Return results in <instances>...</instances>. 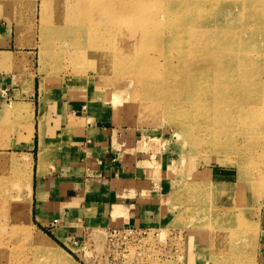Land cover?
<instances>
[{
	"label": "rangeland",
	"instance_id": "rangeland-1",
	"mask_svg": "<svg viewBox=\"0 0 264 264\" xmlns=\"http://www.w3.org/2000/svg\"><path fill=\"white\" fill-rule=\"evenodd\" d=\"M82 2L0 0V264H58L49 258L51 247L45 250L47 257L40 260L32 253L35 243L27 244L28 249H24L26 243L21 245L22 240L29 241L37 233L70 255L73 264H264V195L252 188L246 172L241 173L235 165V158L247 153L241 141L234 139L229 146L222 136L220 143L228 146L224 148L226 155L216 154L209 142L214 139L210 131L193 128L187 135L174 122L182 115L181 110L171 107L155 113L146 109L170 99V92L162 91V96L148 93L152 90L146 88L156 82L128 85L130 79L124 78H131L132 72L110 71L107 64L99 71V60L91 58L87 64V59H75L72 55L76 46L71 37L46 48L41 13L54 4L62 15L69 16L83 8ZM77 54L87 55L83 49ZM158 67L162 77L172 73ZM184 70L179 65L172 71L181 75ZM5 83L12 85L10 91ZM65 91L85 94L90 106L106 111L102 114L108 116L106 124L125 130L139 143L140 150L152 153L148 163L155 158L159 162L147 165L148 178L152 166L157 167L159 175L155 171L157 182L150 178L151 184L144 189L153 196L156 208L147 227H137L125 239L109 240L107 233L95 229L80 238L58 240L52 233L53 226L41 227L34 220L32 190L27 185L30 182L32 187L37 151H29L34 127L38 122L42 128L53 98L59 99ZM30 92L33 103L39 97L38 116L26 101ZM195 132H200L201 150L191 145ZM222 215L233 221L223 220ZM11 241L21 244L16 246Z\"/></svg>",
	"mask_w": 264,
	"mask_h": 264
},
{
	"label": "bare ground",
	"instance_id": "bare-ground-1",
	"mask_svg": "<svg viewBox=\"0 0 264 264\" xmlns=\"http://www.w3.org/2000/svg\"><path fill=\"white\" fill-rule=\"evenodd\" d=\"M83 1V8L69 16L54 4L41 13L46 48L71 37L75 59H87L90 64L95 58L102 63L99 71L107 66L110 71L132 72L131 78H124L130 79L128 85L156 82L146 88L152 90L148 93L170 92V99L145 108L155 113L171 107L181 110L174 122L187 135L193 128L210 131L214 139L209 142L216 154L226 155L228 146L220 143L222 136L229 146L234 139L241 141L247 153L235 158V165L246 172L252 188L264 195V0ZM110 2L116 5L111 7ZM79 49L86 52L85 58L77 54ZM176 50L180 53L175 54ZM158 65L172 73L162 77ZM179 65L185 70L174 75L172 70ZM199 136L200 132L192 134L194 150L203 149ZM27 185L30 191V182ZM228 217L222 215L223 220L233 221ZM41 235L22 244L11 242L26 243L24 249L35 243L32 253L40 260L51 247L50 259L73 264L70 255Z\"/></svg>",
	"mask_w": 264,
	"mask_h": 264
},
{
	"label": "crops",
	"instance_id": "crops-1",
	"mask_svg": "<svg viewBox=\"0 0 264 264\" xmlns=\"http://www.w3.org/2000/svg\"><path fill=\"white\" fill-rule=\"evenodd\" d=\"M5 84L10 91L12 85ZM31 92L26 101L38 116L39 94L35 104ZM53 100L42 128L36 122L29 148L37 150L31 187L36 223L50 227L56 221L52 233L58 240L80 238L95 229L147 227L156 204L144 189L152 179L157 182L159 172L152 166L150 179L146 169L159 162L155 158L148 163L152 153L140 150L125 130L106 124V111L90 106L85 94L65 91Z\"/></svg>",
	"mask_w": 264,
	"mask_h": 264
},
{
	"label": "built area",
	"instance_id": "built-area-1",
	"mask_svg": "<svg viewBox=\"0 0 264 264\" xmlns=\"http://www.w3.org/2000/svg\"><path fill=\"white\" fill-rule=\"evenodd\" d=\"M55 223L56 221H53L51 226H53ZM103 232L107 233L108 236H110L109 240H112V237L125 239L127 235H131L134 232H136V228L130 227L124 229H109V230H104Z\"/></svg>",
	"mask_w": 264,
	"mask_h": 264
}]
</instances>
